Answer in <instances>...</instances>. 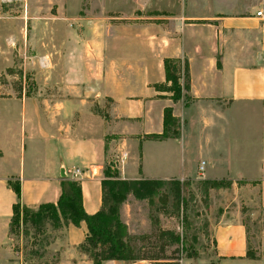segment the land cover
<instances>
[{
	"label": "crops",
	"instance_id": "crops-1",
	"mask_svg": "<svg viewBox=\"0 0 264 264\" xmlns=\"http://www.w3.org/2000/svg\"><path fill=\"white\" fill-rule=\"evenodd\" d=\"M255 2L110 0L109 28L90 30L78 76L61 95L0 99V246L7 253L0 264L35 263L23 259L22 243L15 247L9 236L17 201L28 208L53 204L59 182L71 179L79 182L83 211L92 215L101 205L103 167L121 152L120 180L193 179L203 162L206 180L257 182L264 209V13L255 15ZM105 47L115 54L108 64L97 55ZM164 58L180 61L181 85L187 78L177 101L155 90L169 86ZM167 107L179 120V137L145 139L162 132ZM212 156L224 172L234 156L243 168L235 176H210L220 165ZM59 233L66 251L52 264H91L77 252L83 223ZM259 233V259L248 260L241 216H221L211 227L218 264H264V230Z\"/></svg>",
	"mask_w": 264,
	"mask_h": 264
},
{
	"label": "rangeland",
	"instance_id": "rangeland-1",
	"mask_svg": "<svg viewBox=\"0 0 264 264\" xmlns=\"http://www.w3.org/2000/svg\"><path fill=\"white\" fill-rule=\"evenodd\" d=\"M109 2L110 0H103L102 3L95 0H0V99L9 96L29 97L33 94L51 99L53 95H61L66 90L64 87L69 85V79L78 76L77 64L84 61L83 50L91 39L90 30L109 28L111 20L108 18L112 16ZM258 2L259 5L256 2L255 5L264 13V0ZM125 12L123 5L122 14ZM166 23V28L170 29L168 22ZM108 39V36L101 38L102 41ZM97 55L99 61L107 64L115 59V54L110 53L109 47H105ZM185 77L186 75L184 79ZM159 89L172 95L171 87L161 86ZM210 146L213 147V143ZM119 156L117 154L114 160L120 161ZM212 159L220 164L217 165L218 169L210 173V176L216 178L235 176L243 168L236 156L232 158L227 172L222 169L219 158L212 156ZM197 172L193 179L180 181L184 190L182 195L187 200L186 222L183 223L181 218L158 216L163 229L173 230L179 235H186V239L190 238L188 241L194 255L185 259L177 252L181 257L175 264H218L213 254L211 227L221 216L225 218L236 214L241 219H247L251 232L261 230L264 224L263 212L257 204V182L238 177L228 178V188L209 189L205 194L200 182L206 179L200 171ZM136 191L128 195L121 205L120 214L129 233L143 234L149 231L148 206L145 199L139 198L141 189ZM259 234L253 241L259 239ZM9 236L15 247L22 243L25 248L23 259H34L35 263L58 262L59 255L66 251L65 245L56 240L61 238L56 230H44L33 236L27 232L24 236L20 228L12 229L10 222ZM2 257H7V253L0 246V258ZM102 264L133 263L106 261Z\"/></svg>",
	"mask_w": 264,
	"mask_h": 264
},
{
	"label": "trees",
	"instance_id": "trees-1",
	"mask_svg": "<svg viewBox=\"0 0 264 264\" xmlns=\"http://www.w3.org/2000/svg\"><path fill=\"white\" fill-rule=\"evenodd\" d=\"M165 82L172 89L169 98L177 101L181 91L186 87L187 78L179 82L180 61L174 58L162 60ZM161 86H155L158 90ZM162 132L157 135H147L145 139L167 140L179 137L180 123L172 115L171 108L163 110ZM116 159V158H115ZM117 160L105 165L101 181V205L92 215L86 214L81 206L80 185L76 180L63 179L59 182L60 194L55 203H41L35 208L20 205L18 201L13 206L11 218L12 229L20 228L24 236L27 232L40 234L44 230L59 231L70 225L77 227L85 225V234L77 246V252L85 255L92 264H102L106 261L131 262L147 261L153 264L177 263L179 254L185 259L194 255L190 238L179 235L173 230L163 229L159 223V215L187 220V200L183 197V184L178 180H120L117 172ZM203 192L209 189L228 188V180H203L200 182ZM12 185L11 183H9ZM18 196V187L12 185ZM141 189L139 198H143L148 206L149 231L143 234H131L121 220L120 208L128 195ZM136 195V194H135ZM264 211V209H261ZM245 228V258L259 259V239L253 241L261 230L251 232L247 219H241Z\"/></svg>",
	"mask_w": 264,
	"mask_h": 264
},
{
	"label": "built area",
	"instance_id": "built-area-1",
	"mask_svg": "<svg viewBox=\"0 0 264 264\" xmlns=\"http://www.w3.org/2000/svg\"><path fill=\"white\" fill-rule=\"evenodd\" d=\"M255 15H256L257 17L261 16V11H257V12L255 13ZM125 156H126V153H125V152H121V153H120V156H119L120 162H121V160H122ZM118 162H119V161H118ZM203 168H204V163H203V162H200L199 165H198L197 170L200 171V172H202V171H203ZM77 176H78V171H74L73 177H77Z\"/></svg>",
	"mask_w": 264,
	"mask_h": 264
}]
</instances>
